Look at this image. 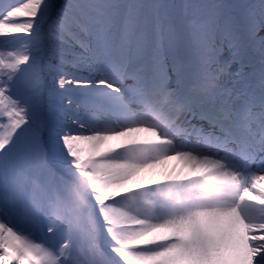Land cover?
Wrapping results in <instances>:
<instances>
[{
	"label": "snow or ice",
	"instance_id": "6c2138e0",
	"mask_svg": "<svg viewBox=\"0 0 264 264\" xmlns=\"http://www.w3.org/2000/svg\"><path fill=\"white\" fill-rule=\"evenodd\" d=\"M0 264H264V0H0Z\"/></svg>",
	"mask_w": 264,
	"mask_h": 264
},
{
	"label": "rangeland",
	"instance_id": "374dc122",
	"mask_svg": "<svg viewBox=\"0 0 264 264\" xmlns=\"http://www.w3.org/2000/svg\"><path fill=\"white\" fill-rule=\"evenodd\" d=\"M8 219H11V218H8ZM14 223H15V222H14ZM35 238H36L37 240H40V239H41L39 233H35Z\"/></svg>",
	"mask_w": 264,
	"mask_h": 264
},
{
	"label": "bare ground",
	"instance_id": "6f19581e",
	"mask_svg": "<svg viewBox=\"0 0 264 264\" xmlns=\"http://www.w3.org/2000/svg\"><path fill=\"white\" fill-rule=\"evenodd\" d=\"M175 164H176V162L173 161V162H171V164H170L169 166H170V167H171V166H175Z\"/></svg>",
	"mask_w": 264,
	"mask_h": 264
}]
</instances>
